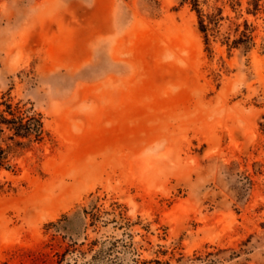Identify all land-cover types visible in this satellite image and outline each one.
Wrapping results in <instances>:
<instances>
[{"label": "rangeland", "instance_id": "rangeland-1", "mask_svg": "<svg viewBox=\"0 0 264 264\" xmlns=\"http://www.w3.org/2000/svg\"><path fill=\"white\" fill-rule=\"evenodd\" d=\"M1 102L0 264H264V0H0Z\"/></svg>", "mask_w": 264, "mask_h": 264}, {"label": "trees", "instance_id": "trees-1", "mask_svg": "<svg viewBox=\"0 0 264 264\" xmlns=\"http://www.w3.org/2000/svg\"><path fill=\"white\" fill-rule=\"evenodd\" d=\"M200 31L204 33L205 27L199 20ZM0 106V168L8 169V156L22 147V140L40 141L43 127L38 116L22 117L21 109L8 102H1ZM7 136L3 137L5 133ZM1 189V186H0Z\"/></svg>", "mask_w": 264, "mask_h": 264}]
</instances>
